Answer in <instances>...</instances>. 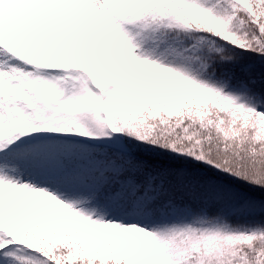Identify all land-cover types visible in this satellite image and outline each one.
Here are the masks:
<instances>
[{
	"label": "snow or ice",
	"instance_id": "1",
	"mask_svg": "<svg viewBox=\"0 0 264 264\" xmlns=\"http://www.w3.org/2000/svg\"><path fill=\"white\" fill-rule=\"evenodd\" d=\"M0 264H264V0H0Z\"/></svg>",
	"mask_w": 264,
	"mask_h": 264
}]
</instances>
